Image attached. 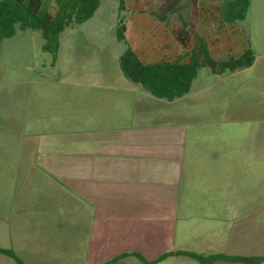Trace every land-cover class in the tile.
<instances>
[{"label":"rangeland","instance_id":"obj_1","mask_svg":"<svg viewBox=\"0 0 264 264\" xmlns=\"http://www.w3.org/2000/svg\"><path fill=\"white\" fill-rule=\"evenodd\" d=\"M49 1L50 9L54 12L57 8L56 0ZM250 1L247 16L238 22V31L245 29L257 54L255 65L239 70V74L231 80L237 84L236 87L229 88L225 95L209 102L203 100L195 105H183V114L179 119L172 114L165 120L168 124L179 122L186 127L188 145L211 146L216 150L214 163H220L221 166L213 169L215 175L209 181L201 179L190 189L197 195L196 200L190 201L197 214L187 220L194 227V233L227 239L235 247H196V242L186 239L184 242L153 244L150 238L155 232L151 225L146 224L158 223L167 218L170 222L177 221L176 214L170 217L167 213L174 210V202L180 203L156 197L135 199L136 219L143 220L146 230L139 233L140 238L136 239L134 247L116 250L140 251L150 260L175 249L204 254L216 251L264 254V0ZM119 2L101 0L90 19L67 27L59 38L55 64L51 63L53 54L42 49L44 39L39 30L18 28L16 34L0 41L1 248L14 245L19 249L25 246L28 248L38 239L57 243L66 236H70L73 241L78 235V232H62L49 227L37 231L35 225L40 211L36 213L32 205L35 204L36 188L39 185L31 182L33 178L47 176V173L35 162L34 153L21 149L36 141V137L31 136L29 125L31 102L38 103L37 110L42 119L39 128H43V131L49 128L54 132L68 130L72 133L70 136L51 137L40 134L39 144L45 141L56 148L78 147L85 138L79 132L95 124V121H86L88 116L94 117L95 114L86 110L79 111V97L74 95V89L66 88L64 83L70 79H100L116 73L124 77L118 56L123 52L125 44L115 34ZM125 3L134 6L141 4L151 11L158 9L162 0H125ZM182 3H185V7L181 15L185 21L190 20V6L193 2L183 0ZM124 13L126 16L127 13ZM174 17L179 16L174 14ZM239 52V49L232 50L230 56H239ZM69 59L75 68L70 75L65 70ZM200 71L207 70L202 68ZM19 112L22 113L21 123L16 116ZM82 117L83 125L80 127ZM42 154L39 153L40 156ZM15 180L18 184L13 183ZM19 188H23V191ZM146 189L141 191L159 194L185 192L188 187L148 186ZM144 225L141 223L138 227L144 230ZM181 243L189 245L179 247ZM225 243L228 244V241ZM125 263L145 264L135 256L126 258ZM0 264L18 263L13 256L0 251ZM151 264L201 263L191 257L178 255ZM213 264L245 263L218 261Z\"/></svg>","mask_w":264,"mask_h":264},{"label":"crops","instance_id":"obj_2","mask_svg":"<svg viewBox=\"0 0 264 264\" xmlns=\"http://www.w3.org/2000/svg\"><path fill=\"white\" fill-rule=\"evenodd\" d=\"M125 7L126 37L142 61L155 63L185 56L182 44L144 5L125 3ZM183 8L178 14L181 18ZM190 8L191 18L186 21L193 23L207 40L215 58L226 59L231 57L232 50L239 49L238 55L245 50V29L238 31L239 23L223 20L224 0H198L196 8L193 3ZM256 60L255 53V60L249 67L254 66ZM70 62L71 59L65 65L69 75L75 71ZM237 74L239 70L226 74L199 70L190 91L173 100L150 94L124 74L123 78L116 73L100 79L65 81V87L74 89V95L79 97V111L95 114L94 117L87 115L86 121L92 120L95 124L79 132L85 138L78 147L56 148L45 141L39 144L40 134L51 137L72 133L39 128L42 119L38 114V103L31 102L29 125L36 141L23 146L21 151L34 153L35 162L47 173V176L33 178L31 182L39 185L32 205L36 213L40 211L35 226L37 231L49 227L62 232H78V235L73 241L66 236L69 242L64 239L48 243L38 239L23 250L14 245L5 249L0 247V251L13 256L17 263L19 258L24 264H126V258L133 256L131 253L136 250L116 249L134 247V242L140 238L139 233L146 230L143 220L136 219L135 199L156 197L180 203L174 202V210L167 213L170 217L176 214L177 221L170 222L167 218L146 224L155 232L150 238L153 244L184 242L186 239L196 242V247H235L227 239L194 233V227L187 220L197 214L191 203L197 195L190 189L201 179L209 181L215 175L213 169L221 166L214 163L216 150L211 146L188 145L186 127L179 122L168 124L165 120L172 114L179 119L183 105H195L203 100L209 102L225 95L229 88L236 87L231 80ZM16 116L20 123L23 122L21 112ZM40 152L43 153L41 156ZM13 183L18 184V181ZM180 185H186L190 191L159 194L141 191L148 186L174 188ZM141 223L144 230L138 227ZM188 245L181 243L179 247ZM122 253L129 254L112 261Z\"/></svg>","mask_w":264,"mask_h":264},{"label":"trees","instance_id":"obj_3","mask_svg":"<svg viewBox=\"0 0 264 264\" xmlns=\"http://www.w3.org/2000/svg\"><path fill=\"white\" fill-rule=\"evenodd\" d=\"M198 0H192L196 8ZM183 0H162L158 9L151 14L166 25L168 31L182 44L185 56L172 61L146 63L140 59L126 37L125 0H120L115 19L116 38L125 44L118 61L124 76L150 94L173 100L188 93L193 80L200 69L213 74H226L251 66L255 60V51L246 34L247 47L236 57L215 58L207 40L198 33L191 22L175 18L183 8ZM57 8L50 9L49 0H0V41L4 37L16 34L18 28L39 30L44 39L42 49L53 54L52 64L57 59L59 38L70 26L81 24L90 19L100 5V0H56ZM223 20L238 23L248 14L250 0H224ZM129 253H122L112 259L117 261ZM131 255L142 263L151 264L173 255L191 257L201 264L222 262H240L245 264H264V254H231L215 252L210 254L190 250L167 251L156 259L149 260L140 252ZM19 264H24L17 258Z\"/></svg>","mask_w":264,"mask_h":264}]
</instances>
